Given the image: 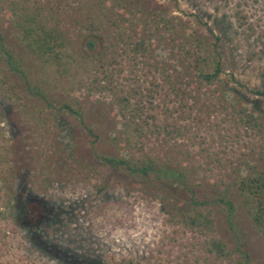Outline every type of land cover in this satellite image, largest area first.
<instances>
[{
  "label": "rangeland",
  "instance_id": "obj_1",
  "mask_svg": "<svg viewBox=\"0 0 264 264\" xmlns=\"http://www.w3.org/2000/svg\"><path fill=\"white\" fill-rule=\"evenodd\" d=\"M121 2L0 0L23 71L0 53V264H264L236 188L264 171V0ZM24 9L70 39L63 65L18 40ZM118 152L184 180L98 159Z\"/></svg>",
  "mask_w": 264,
  "mask_h": 264
},
{
  "label": "trees",
  "instance_id": "obj_2",
  "mask_svg": "<svg viewBox=\"0 0 264 264\" xmlns=\"http://www.w3.org/2000/svg\"><path fill=\"white\" fill-rule=\"evenodd\" d=\"M111 1L115 5H122V0H107V2L106 0H95V3L99 4L100 7L106 9L107 7H109V5L112 4ZM128 2L130 3L131 1ZM22 11H24L22 12L23 14L21 13L18 16H16L15 13L13 14V16H16V19H14L13 22L18 28V30L16 31L18 40L24 43L25 47H27V49L37 57L54 62H58L60 60V66L63 65L62 54L59 52V49L61 51L62 48L68 46L71 43L70 39L64 34L61 29L59 31L55 28L44 27L40 21L42 17L40 18L39 12H32V14H34L28 16L29 12L26 11V9ZM22 21H24V23H27L26 21L30 23L25 25ZM163 23L166 27L171 25L167 23V20H165ZM85 35L91 34L87 33ZM77 37V40H80V45L84 49H90L92 47L93 41L90 38H86L84 36L82 38V34H79ZM0 53L2 54L1 56H4L3 58L8 64L9 68L12 71L20 73L22 75L23 71L20 68L21 64L10 53V51L4 47V40L1 31ZM82 53L83 52H81V54ZM209 58L210 60L206 64L207 69H203L202 66H199V64H196L195 67L200 77L207 82L216 79L219 73L222 71L219 56H210ZM251 91L255 94L261 95L264 99V90L251 89ZM124 155L125 154H120V152H118V154L112 156L101 155L98 157V159H100L101 162L106 163L113 169L126 171V173H128L130 176L137 174L146 178V176L151 175L161 181L170 178H173L174 180L181 178L182 180H184L183 173L177 172L170 166H164L155 163L148 156H145L140 160H134L132 157L127 158ZM182 183L184 184L185 182ZM236 188L241 195V207L249 217L252 226L261 235L264 242V171L257 174L249 173L240 177L236 183ZM225 203L227 204V207L229 209V200H225ZM204 221H206L205 217ZM211 245L216 248L218 252L223 253V242L219 240H212Z\"/></svg>",
  "mask_w": 264,
  "mask_h": 264
}]
</instances>
